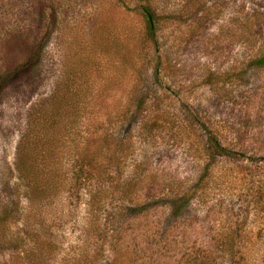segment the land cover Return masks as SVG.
<instances>
[{"label":"rangeland","instance_id":"1","mask_svg":"<svg viewBox=\"0 0 264 264\" xmlns=\"http://www.w3.org/2000/svg\"><path fill=\"white\" fill-rule=\"evenodd\" d=\"M255 3L264 13V0H0V73L47 37L0 97V264H170L211 229L218 264H264V68L243 64L264 40ZM57 96L75 108L35 147L27 116ZM207 133L238 156L208 155ZM198 179L206 203L170 219Z\"/></svg>","mask_w":264,"mask_h":264},{"label":"trees","instance_id":"2","mask_svg":"<svg viewBox=\"0 0 264 264\" xmlns=\"http://www.w3.org/2000/svg\"><path fill=\"white\" fill-rule=\"evenodd\" d=\"M254 10L253 12L251 11L250 15V22L253 23V26H256L257 31L259 32L260 30L264 32V13L261 12V7L259 3L254 4ZM144 16L146 19V25H147V32L151 33L152 29V20L153 16L148 12L144 11ZM47 37L44 36L40 38L35 45L33 46L30 54L21 62L13 65L11 68H8L7 70L3 71L0 73V97H2L3 89L4 87L11 81L14 80L18 76H22L24 74H27L29 72L34 71L38 67V62L40 59V55L42 52V48L44 47V40ZM43 40V41H42ZM41 41V42H40ZM244 65H249L250 68H253L254 70H259L264 68V40L262 44L257 47L255 51H252L245 61L243 62ZM243 73H238L236 74V77L240 79L242 77ZM1 99V98H0ZM75 103L73 101L68 100L67 102L63 101V104L60 102L58 96L57 97H51L49 100V103L46 108V112L48 111V117L40 116V115H28L27 120H26V126L28 128L27 131V138L26 141L30 142L33 144L35 147H41L43 145L41 142L47 141L46 140V135L48 134L47 131L51 128L53 124L57 122L59 119L60 115H71V110ZM68 120L71 121H76V117H70ZM36 121L38 122L37 125ZM50 121L51 125L48 128H44L43 125L45 123L40 124L41 122H46ZM30 127L35 129V132L32 135H29ZM206 149L208 155H215V156H222L223 158H229V157H237L239 153L235 151H229L222 147L217 140L214 138L213 135L210 133H207L206 138ZM46 143V142H45ZM22 144H19L17 146V157H20V152L22 150L21 148ZM48 152V147L44 149V153ZM106 152V148L104 146H101L100 148H97L96 152H93V154H96L95 156H98V154H102ZM42 154V155H43ZM23 156V154H21ZM40 155V150H37L35 153V156L38 158L41 157ZM17 161H19L18 165L23 164V159L19 158ZM101 161L103 164L106 165L107 161L104 162L106 157L101 156ZM37 160L36 158H34ZM104 159V160H103ZM100 165V164H99ZM102 167V165H100ZM28 167V166H27ZM209 165H205L204 170H208ZM80 172V171H79ZM32 171L28 170L27 174L29 176L28 181L29 183H32ZM202 179H198L195 181L193 184L192 188L189 189L187 192L180 193L177 195L171 196L169 199V218L170 219H182L183 216L185 215V212L187 211V207L190 205L191 201L196 199L197 203H199L201 206L206 203L205 198L207 196L204 188L201 186L202 184ZM37 193H40L38 191ZM212 231L210 234L206 237V240L210 241H205V242H200L197 245H189L188 248H183L184 252L180 253V255L173 259V261H170V264L175 263V264H218L216 260V239H218V234L216 229H211ZM102 240H104V236H102ZM230 250H233L234 246L232 244L227 245ZM102 247V245L100 246ZM198 262V263H197ZM91 263V260H90ZM104 264H122L121 260H116L113 262H107L105 261Z\"/></svg>","mask_w":264,"mask_h":264}]
</instances>
